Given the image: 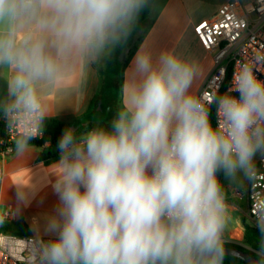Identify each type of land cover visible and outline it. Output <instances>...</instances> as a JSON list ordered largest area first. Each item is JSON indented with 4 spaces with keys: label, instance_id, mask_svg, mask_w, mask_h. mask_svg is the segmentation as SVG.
Here are the masks:
<instances>
[{
    "label": "clouds",
    "instance_id": "clouds-1",
    "mask_svg": "<svg viewBox=\"0 0 264 264\" xmlns=\"http://www.w3.org/2000/svg\"><path fill=\"white\" fill-rule=\"evenodd\" d=\"M155 8L156 0H0L10 151L23 156L44 126L46 89L65 90L82 65L110 59ZM236 63L232 86L208 103L193 91L194 56L138 53L110 124L64 130L57 204L43 226L33 221L28 264H222L230 206L219 176L252 181L264 159V80L250 62ZM253 216L251 264H264V201H254Z\"/></svg>",
    "mask_w": 264,
    "mask_h": 264
},
{
    "label": "crops",
    "instance_id": "crops-1",
    "mask_svg": "<svg viewBox=\"0 0 264 264\" xmlns=\"http://www.w3.org/2000/svg\"><path fill=\"white\" fill-rule=\"evenodd\" d=\"M229 1L234 0H156L155 10L147 14L145 20L133 32L126 44L113 54L121 66L125 64L128 59L125 56L128 46L139 36L135 47L131 50H135L134 54L124 70L122 100L126 85L131 79L130 67L137 54H142L145 51L158 54L162 49L173 48L185 53H190L192 48L193 53L200 54L202 57L198 61L201 71L193 83V91L198 95L212 72L214 64L213 54L203 48L194 32V27L201 21L215 17L219 7ZM210 4L215 6L214 10L203 13L202 10ZM147 21H150V24L143 32L142 29ZM122 59L126 60L122 63ZM107 61L91 67L82 65L65 90L46 89L45 96L49 106L47 119L57 118L67 124L77 123V120L86 113L93 98L100 91L97 92V76L105 74ZM100 84L102 85V80ZM0 91H5L2 79H0ZM77 125L80 126L79 123ZM50 146V143L43 146L30 145L29 151L23 156H17L13 151L5 159L0 211L1 214L9 211L10 216L8 219H3L0 231L17 236H33V221L36 220L43 226L46 216L55 208L57 196L53 191L52 184L59 173L57 161L60 156L49 161L42 160L40 157L43 151ZM258 159L259 157L256 161ZM219 179L227 191V203L230 206L229 216L222 234V243L243 245L245 224L254 225L248 215L250 181L244 179L246 193L243 194L238 190L239 184L230 183L223 174ZM17 190L21 194L22 202H18Z\"/></svg>",
    "mask_w": 264,
    "mask_h": 264
},
{
    "label": "built area",
    "instance_id": "built-area-1",
    "mask_svg": "<svg viewBox=\"0 0 264 264\" xmlns=\"http://www.w3.org/2000/svg\"><path fill=\"white\" fill-rule=\"evenodd\" d=\"M203 25V27H201ZM199 29V31H197ZM194 32L203 48L213 54V70L197 96L210 103L217 94L232 86L237 61L250 62L256 77L264 80V0L229 1L223 3L215 17L201 21ZM214 104H211L210 112ZM215 124L217 112L215 109ZM4 135L0 137V208L2 203L5 159L13 153L14 135L0 119ZM43 127L34 139H42ZM257 174L249 182L248 215L254 222V201H264V159L256 161ZM10 212L0 217L8 219ZM32 236H17L0 231V264H28V248Z\"/></svg>",
    "mask_w": 264,
    "mask_h": 264
},
{
    "label": "trees",
    "instance_id": "trees-1",
    "mask_svg": "<svg viewBox=\"0 0 264 264\" xmlns=\"http://www.w3.org/2000/svg\"><path fill=\"white\" fill-rule=\"evenodd\" d=\"M146 12L141 17V23L147 17ZM140 23V25H141ZM135 51V50H134ZM134 51L130 54L126 63L122 66L119 61L115 59L113 55L112 58L108 59L107 67L105 69V74L101 76L102 85L100 91L93 98L88 110L86 113L77 120V123L67 124L62 122L57 118L46 119L43 126V137L42 139H32L30 145L43 146L46 143H50L51 146L43 151L41 154V159L49 161L53 158L60 156V151L58 149V142L66 128H71L77 133H85L88 129L93 127L97 122H102L105 126H108L110 122L106 121L104 117L97 116V107L99 101L102 100V108L116 111L119 104L122 103L123 96V84H124V70L125 67L129 64L130 59L132 58ZM215 107H213L210 112V118L212 123L215 125ZM4 135V127L0 125V137ZM220 178V176H219ZM258 232L255 228V225L245 224V235L243 245H237L233 243H223L224 247L240 249L246 253L254 255V249L256 247V241L258 239ZM222 264H248L242 261L239 258L224 255Z\"/></svg>",
    "mask_w": 264,
    "mask_h": 264
},
{
    "label": "rangeland",
    "instance_id": "rangeland-1",
    "mask_svg": "<svg viewBox=\"0 0 264 264\" xmlns=\"http://www.w3.org/2000/svg\"><path fill=\"white\" fill-rule=\"evenodd\" d=\"M214 8H215V6H214L213 4H210L209 6H207L206 8H204V9L202 10V12H203V13H208V12L213 11ZM149 24H150V21H147L146 24L144 25L143 29H142L143 32H144L145 30H147ZM138 35H139V34H138ZM138 38H139V36H137V37L135 38L134 42L128 46L127 53L125 54V56H127V58H129L130 54L132 53L131 50H133V48L135 47ZM130 51H131V52H130ZM187 54H190V55L194 56V57L196 58L197 61H199L200 59H202V57L200 56V54L193 53L192 48H191V50H190V53H187ZM125 60H126V59H122V63H123ZM100 82H101V76L99 75V76H97V92L101 89V84H100ZM3 93H4V92H1V91H0V95H2ZM120 106H121V105L119 104L118 108H119ZM116 111H117V110H116ZM116 111L109 110V109H103V108H102V113H101L100 117L102 116V117H104V119H105L106 121L110 122V121L112 120L113 115H114V113H115ZM238 190L241 191V193H243V194L246 193V190H245V188H244V180H243V183L239 184V189H238Z\"/></svg>",
    "mask_w": 264,
    "mask_h": 264
},
{
    "label": "water",
    "instance_id": "water-1",
    "mask_svg": "<svg viewBox=\"0 0 264 264\" xmlns=\"http://www.w3.org/2000/svg\"><path fill=\"white\" fill-rule=\"evenodd\" d=\"M101 113H102V100L99 101L96 114L99 117ZM223 249H224V255L239 258L248 264H251V262L255 260V257L253 255L246 253L240 249L229 248V247H224Z\"/></svg>",
    "mask_w": 264,
    "mask_h": 264
},
{
    "label": "snow or ice",
    "instance_id": "snow-or-ice-1",
    "mask_svg": "<svg viewBox=\"0 0 264 264\" xmlns=\"http://www.w3.org/2000/svg\"><path fill=\"white\" fill-rule=\"evenodd\" d=\"M201 27H203V25ZM197 31H199V29H197Z\"/></svg>",
    "mask_w": 264,
    "mask_h": 264
}]
</instances>
